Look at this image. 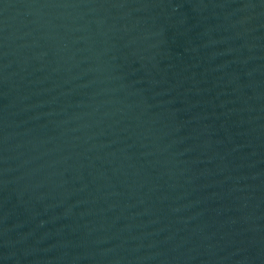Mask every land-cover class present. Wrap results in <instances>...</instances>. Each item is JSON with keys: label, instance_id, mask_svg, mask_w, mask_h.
Returning <instances> with one entry per match:
<instances>
[{"label": "water", "instance_id": "95a60500", "mask_svg": "<svg viewBox=\"0 0 264 264\" xmlns=\"http://www.w3.org/2000/svg\"><path fill=\"white\" fill-rule=\"evenodd\" d=\"M0 264H264V0H0Z\"/></svg>", "mask_w": 264, "mask_h": 264}]
</instances>
